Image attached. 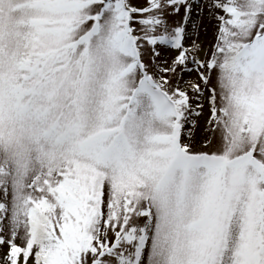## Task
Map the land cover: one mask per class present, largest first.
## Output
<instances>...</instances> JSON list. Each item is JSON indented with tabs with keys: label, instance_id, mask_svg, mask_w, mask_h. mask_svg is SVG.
<instances>
[{
	"label": "rangeland",
	"instance_id": "rangeland-1",
	"mask_svg": "<svg viewBox=\"0 0 264 264\" xmlns=\"http://www.w3.org/2000/svg\"><path fill=\"white\" fill-rule=\"evenodd\" d=\"M0 264H264V0H0Z\"/></svg>",
	"mask_w": 264,
	"mask_h": 264
}]
</instances>
